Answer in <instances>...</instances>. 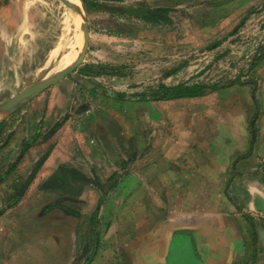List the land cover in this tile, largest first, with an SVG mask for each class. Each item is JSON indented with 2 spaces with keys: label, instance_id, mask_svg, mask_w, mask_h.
I'll use <instances>...</instances> for the list:
<instances>
[{
  "label": "crops",
  "instance_id": "crops-1",
  "mask_svg": "<svg viewBox=\"0 0 264 264\" xmlns=\"http://www.w3.org/2000/svg\"><path fill=\"white\" fill-rule=\"evenodd\" d=\"M112 1L81 3L89 12L138 15L152 25L149 10L172 5ZM263 61L264 55L252 68ZM103 74L120 75L90 68L73 81L88 96L76 89L46 98L48 108L59 101L38 119L39 159L22 161L31 171L12 184L9 204L0 209V264H171L185 245L180 235L199 264H264V163L261 177L255 122L249 127L252 115L264 117L262 81H239L242 94L223 115L220 106L201 104L220 89L139 101L138 92L101 86ZM178 84L201 83L165 85Z\"/></svg>",
  "mask_w": 264,
  "mask_h": 264
},
{
  "label": "rangeland",
  "instance_id": "rangeland-1",
  "mask_svg": "<svg viewBox=\"0 0 264 264\" xmlns=\"http://www.w3.org/2000/svg\"><path fill=\"white\" fill-rule=\"evenodd\" d=\"M94 1L97 0H85ZM169 2L172 5L166 13L168 20L152 25L138 20V15L109 14L99 8L89 12L81 0H0V113L6 102L34 83L66 71L72 63L62 67L61 62L68 54L74 58L83 54V61L72 74L26 101L13 119L6 118L0 125V209L9 204L12 184L31 171L30 167L24 168L22 161L39 159L41 152L35 148L38 119L59 101L48 108L46 98L50 94L57 98L59 90L71 93L76 89L88 96L89 90L79 89L73 81L89 73L90 68L117 72L119 76L103 74L99 77L102 81L95 82L108 90L125 89L128 93L187 82L217 86L219 93L202 99L201 104L206 108L220 106L218 111L223 115L242 94L239 81L257 78L264 84V61L251 66L264 55V0ZM107 4L134 8L141 5L138 0ZM232 84L237 89H232ZM242 87L251 91L254 88L251 84ZM228 101L232 105H227ZM255 116H251L249 127L252 130L255 122L254 142L260 147L255 172L262 177L264 117L258 120ZM220 117L223 118H217ZM29 142L30 147L23 152ZM128 186L135 189L133 183ZM176 238L185 245L177 249L182 252L180 256L173 253L176 256L171 258V264H199L188 237ZM58 243V249H62L64 242L57 238Z\"/></svg>",
  "mask_w": 264,
  "mask_h": 264
},
{
  "label": "trees",
  "instance_id": "trees-1",
  "mask_svg": "<svg viewBox=\"0 0 264 264\" xmlns=\"http://www.w3.org/2000/svg\"><path fill=\"white\" fill-rule=\"evenodd\" d=\"M169 11L168 8H158L155 10H149L147 21L153 24H158L161 21L168 20L166 13ZM260 59V58H259ZM257 59V60H259ZM100 73L99 71L96 74ZM217 86H208L205 84H178L174 86H167L165 84L160 85L156 89H150L145 92L138 93L135 97L139 101H165L178 98H195L205 95L209 90H218ZM124 94L121 97L124 98ZM133 96H127L129 99ZM17 201V199H16Z\"/></svg>",
  "mask_w": 264,
  "mask_h": 264
},
{
  "label": "water",
  "instance_id": "water-1",
  "mask_svg": "<svg viewBox=\"0 0 264 264\" xmlns=\"http://www.w3.org/2000/svg\"><path fill=\"white\" fill-rule=\"evenodd\" d=\"M69 5V3H66ZM83 60V54L76 60L74 64H72L70 67L66 69L62 74H57L52 78H48L46 80L36 82L30 87H28L26 90H24L22 93L15 96L13 99H11L7 104L4 105L2 108V115L8 116L10 113L16 111L20 106H22L28 99L33 98L34 96L38 95L48 87H50L53 84H56L60 80L67 77ZM253 83V82H252Z\"/></svg>",
  "mask_w": 264,
  "mask_h": 264
},
{
  "label": "bare ground",
  "instance_id": "bare-ground-1",
  "mask_svg": "<svg viewBox=\"0 0 264 264\" xmlns=\"http://www.w3.org/2000/svg\"><path fill=\"white\" fill-rule=\"evenodd\" d=\"M75 59H74V57L73 56H70V54H68V56L67 57H65L63 60H62V62H61V66L62 67H64L66 64H68V63H71V62H73ZM74 63V62H73ZM72 63V64H73ZM71 64V65H72ZM70 65V66H71ZM61 69H63V68H61ZM57 71H60V68L59 69H57ZM64 72V71H63ZM63 72H61V73H59V75L60 74H62ZM1 118H3V115L0 113V119Z\"/></svg>",
  "mask_w": 264,
  "mask_h": 264
}]
</instances>
